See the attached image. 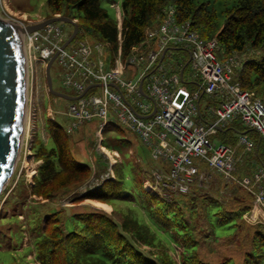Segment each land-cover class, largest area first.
<instances>
[{
	"label": "trees",
	"instance_id": "1",
	"mask_svg": "<svg viewBox=\"0 0 264 264\" xmlns=\"http://www.w3.org/2000/svg\"><path fill=\"white\" fill-rule=\"evenodd\" d=\"M103 1L48 0V6L51 17L75 9L78 16L68 17L78 22L79 38L91 35L94 41L105 44L107 67L114 65L120 48L121 60L128 71L133 50L147 41L148 31L161 25L166 9L172 6L178 23L189 22L206 41L217 40L220 60L233 54L245 55L234 73V81L264 101V0H232V6L223 11V23L209 2L199 0H121V21L109 15ZM234 125L233 130L239 134L247 130L239 120ZM45 131L46 139L40 136L32 144V156L41 161L33 182L25 183L21 174L15 186L18 192L13 194L16 200L29 196L35 206L29 224L34 258L28 261L23 257L19 261L13 256L11 264H261L264 261V223L251 225L243 219L252 208L253 195L248 191L244 195L229 194L230 187H239L237 184L224 179L225 183L209 187L204 181H196L186 194L162 185L147 189L144 182L148 180L155 186L154 171L167 174L168 163L151 157L144 162L136 160L131 162V173L127 171L130 162L120 157L114 164L105 160L103 164L93 165L73 151V133L67 131L66 125L57 119H47ZM129 133L110 121L103 130L102 144L119 152L118 144L133 145ZM214 135L217 136L213 141L240 147L235 133L222 130ZM249 155L251 159L253 156ZM237 160L236 170L245 165L241 156ZM260 164L252 160L253 172L243 176L253 177L257 167L264 166ZM88 183L84 193H77ZM70 193L73 203L92 200L112 206V212L91 209L69 213L64 207H46V203ZM213 207L218 208L215 214L210 213ZM212 217H217V223L225 229L233 228V233L219 237L212 226ZM3 226L5 229L7 225ZM2 236L14 241L12 247L22 243L18 233L7 232ZM205 248L210 255L208 259L204 257ZM17 251L10 250L15 255Z\"/></svg>",
	"mask_w": 264,
	"mask_h": 264
},
{
	"label": "built area",
	"instance_id": "2",
	"mask_svg": "<svg viewBox=\"0 0 264 264\" xmlns=\"http://www.w3.org/2000/svg\"><path fill=\"white\" fill-rule=\"evenodd\" d=\"M0 17L16 21L23 28L32 24L25 23L27 16H23L24 21L15 19L12 13L3 8L1 0ZM21 36L26 59V85L35 80L39 66L44 69L56 52V60L62 70L60 77L63 88L75 91V96H78L88 86L101 85L99 92L90 94L93 89L90 88L82 98L69 102L65 113L69 120V133L78 130L85 122L97 119L98 140L102 141L100 135L103 130L110 121H115L149 148L153 160L166 162L170 166L167 174L154 171L155 186L146 180L144 186L147 189H157L162 185L186 194L196 181H207L208 177L201 170L207 166L226 181L251 193L252 208L243 215V219L264 223V166H258L252 178H237L234 172L238 160L234 147L211 139L219 126L239 120L245 127L255 130L264 141V101L253 92L243 90L234 81V73L245 55L233 54L220 60L217 40L206 41L192 29L189 22L178 23L172 6L166 9L161 25L149 30L147 41L130 55L128 65L133 69L131 77L125 75L120 48L111 67H107L105 44L101 41H90L83 37L75 39L73 47L62 48L68 34L59 24H49ZM148 42H153L155 48H145ZM180 46L189 50L191 73L203 81L205 93L223 94V100L214 109L213 123H195L194 118L199 113L196 103L198 96L182 85L178 74H170L169 70L162 68L158 72L154 69L165 50ZM144 77L147 78L143 89L157 106L150 118L141 117L149 115L154 107L139 91ZM110 84H115L122 94ZM23 135L22 144L31 151L33 139L28 130L26 136L25 132ZM238 146L245 152H251L255 144L248 136L240 135ZM114 157H119V154L115 153Z\"/></svg>",
	"mask_w": 264,
	"mask_h": 264
},
{
	"label": "rangeland",
	"instance_id": "3",
	"mask_svg": "<svg viewBox=\"0 0 264 264\" xmlns=\"http://www.w3.org/2000/svg\"><path fill=\"white\" fill-rule=\"evenodd\" d=\"M199 1L209 2L210 7L217 12L220 23H223L225 19L223 14L224 9L231 7L233 4L232 0ZM1 2L3 4V8H5L9 13H12L15 19L23 20V16L26 15L28 20L26 19L25 23L27 24H30L32 22L38 23L52 18V13L48 6V0H1ZM121 2V0L103 1V6L107 9L109 15L112 18L117 19L118 21H121V18H118V10H121ZM62 16L77 17L78 12L75 9H71L70 11L65 10ZM57 24H59L63 28V30L68 34V37L71 35L73 28L70 24L63 22H59ZM80 35L81 34L77 36V39H79ZM87 38L90 41H94V37L91 35H88ZM75 41L70 43L68 45V48L73 47L75 45ZM220 52L221 50H219L218 55L220 54ZM177 60L178 56L176 54L172 55V57L168 55L165 59V63L172 67L176 65ZM60 72H62V70L58 66V62L56 60L51 68V76L54 88L62 91L63 93L67 92L70 94H75V91L63 88L61 86ZM129 73L131 77L133 74L132 67ZM95 89L96 90L90 92V94L99 92L98 88ZM68 105L69 101L50 94L46 83L45 68L43 69V66H39V73L37 74L35 80L33 82L27 83L26 85V109L24 123L25 136L28 130L33 140H37L38 138H40V136H42L43 139H46L47 133L45 131V124L47 119H50L52 121L57 119L60 124L67 126L69 124V120L65 117V113L67 111ZM98 127L99 121L97 119H93L92 121L85 122L83 125H81L79 129L73 133V151L83 161H88L93 165H95L96 162L98 164H103L105 160H108L111 164H114L116 160H118V158L113 157V155L111 158L110 154L105 149L106 147L102 144V141L100 139L98 140ZM129 136L133 140V145H131V147H125L122 144H118V147L116 149L119 150V153L121 155H119L120 159H123L126 163L130 162L127 165V171L128 173H131L133 166L131 162L136 160H139V162H144V159H150L151 156L149 148L144 145L137 136H135L133 133H129ZM216 136L217 135H212L211 139H216ZM100 138L103 139V134L100 135ZM118 138L120 139V136H118ZM22 140L14 173L0 195V217L2 218L0 221V264H2V262H6L7 264H9L13 260V256L19 259V261L23 260V257H25L28 261H33L34 258V254L31 251V249H33V238L31 237L29 232V224L31 218H33L32 212L35 211L34 203L29 196L20 200H16L13 197V194H17L18 192V188H16L15 186L20 175L22 174L21 176L23 177L25 183L30 184L33 182L35 173L34 170L38 166V161H36L34 156H32V149L31 151H29V148L22 144ZM92 142H94V147L92 145ZM242 167L243 166H238L234 174L238 175V171L241 170ZM100 174L104 175L103 173ZM205 182L208 185L210 184L211 186H213L212 177L211 179H207V181ZM94 184H98V181H95ZM88 185L89 183L85 186H82L77 190V193H84L86 188H88ZM227 192L231 195H244L246 194L247 190L241 187L235 188L234 186H231ZM223 194H225V192ZM71 196H73V193H70L67 197H62L58 201L46 203V207H64L69 213L89 211L91 209L101 210L108 214H111L112 212V206L110 205V208L108 209L101 206L107 204L95 202L92 200L73 203L72 201H70ZM217 210V207H213L210 213L215 214ZM14 215H17L18 217H12ZM211 220H213L212 226L217 231V235L219 237H226V235L233 233V228L225 229L224 227L220 226L217 223V217H212ZM246 222L251 225L256 224L252 221ZM4 224L7 225L5 229L3 228ZM3 232L18 233L20 237L22 236V243L19 242L18 246L12 247L11 244L14 241L9 240L7 236L3 237ZM13 249L18 250L16 255L10 252V250L12 251ZM178 250L180 251V249ZM204 257L206 259L210 257V255L207 253V248H205ZM261 264H264V261Z\"/></svg>",
	"mask_w": 264,
	"mask_h": 264
},
{
	"label": "water",
	"instance_id": "4",
	"mask_svg": "<svg viewBox=\"0 0 264 264\" xmlns=\"http://www.w3.org/2000/svg\"><path fill=\"white\" fill-rule=\"evenodd\" d=\"M59 22L70 24L73 28L71 35L62 46V48H65L79 34L78 22L70 17L54 16L42 22L27 25L26 28L21 27L16 21L5 20L0 17V195L14 173L24 132L26 59L21 34L25 32L31 33L42 29L46 25L57 24ZM167 51L168 49L162 54L160 63L163 62ZM57 56L58 52L45 66L46 83L50 94L71 102L82 98L90 88L101 87L100 84L88 86L78 96H72L55 90L51 68ZM146 78L144 77L141 80L139 91L145 99L153 103L154 107L149 115L141 116L142 118L152 117L157 109L155 100L148 96L143 89V83ZM109 86L121 93V90L115 84H110ZM130 108L135 112L131 105Z\"/></svg>",
	"mask_w": 264,
	"mask_h": 264
},
{
	"label": "crops",
	"instance_id": "5",
	"mask_svg": "<svg viewBox=\"0 0 264 264\" xmlns=\"http://www.w3.org/2000/svg\"><path fill=\"white\" fill-rule=\"evenodd\" d=\"M24 16H26V15H24ZM118 18L119 19L121 18V10L120 9L118 10ZM32 24H35V23L32 22ZM145 48H148V49L155 48V44L153 42H148L146 44ZM174 54H176L178 56V60L176 61V65L170 67L168 64L165 63V59L168 55L170 57H172V55H174ZM190 58H191L190 52L187 48L181 47V46L180 47H171L169 49V51L167 52L163 62L160 63V61H159V63L154 67V69H156V71L158 72L162 68V69L169 70L170 74H173V73L178 74L181 78L182 85L184 87L188 88L192 92V94H197V96H198L196 99V103L199 107V113L194 118L195 123H197V124H210V123H213L215 121L214 109L219 105V103L223 100L224 97H223L222 92H217L213 95H208L205 93L203 81L199 77H196V76L192 75V73H191ZM160 60H161V58H160ZM124 67H125V75H126V77H129L130 73L128 70H126V65ZM234 127H235V125L233 122V123H229L227 125L219 126L220 129L218 128V131L224 130L225 132L229 131L231 133H235L238 135V138L240 135H246L247 134L249 136V138L254 141V144H255L254 149L251 152H246V153H244V150L242 147H238L237 149L234 147L235 157L238 158L241 156L244 159L243 162L245 165H244V167H242L241 170L238 171V175H237V176H241L243 178L247 174L248 171L253 172V169L251 170L252 160L255 159L256 161H258L261 164L264 163V141L262 139H260L258 133L253 129L246 128L247 130H245L243 133L239 134L238 132H235L233 130ZM105 149L110 154L111 158H112V155L114 157L115 153H118L120 155V153L118 151H111V150H108L107 148H105ZM250 153L253 156V157H250L251 159H249ZM40 163H41V161L37 162L38 165ZM36 169L34 170V172H35L34 176L36 175ZM201 170L208 177V179H211V177H212L213 186H217V184H219V182H222V183L226 182V181H224V178L220 174L211 170L207 166L202 167ZM207 186H211V185L207 184Z\"/></svg>",
	"mask_w": 264,
	"mask_h": 264
},
{
	"label": "bare ground",
	"instance_id": "6",
	"mask_svg": "<svg viewBox=\"0 0 264 264\" xmlns=\"http://www.w3.org/2000/svg\"><path fill=\"white\" fill-rule=\"evenodd\" d=\"M101 206H103L104 208H108V209L110 208L109 205L108 206L107 205H101Z\"/></svg>",
	"mask_w": 264,
	"mask_h": 264
},
{
	"label": "clouds",
	"instance_id": "7",
	"mask_svg": "<svg viewBox=\"0 0 264 264\" xmlns=\"http://www.w3.org/2000/svg\"><path fill=\"white\" fill-rule=\"evenodd\" d=\"M57 16H60V15H57ZM32 25V24H31Z\"/></svg>",
	"mask_w": 264,
	"mask_h": 264
}]
</instances>
